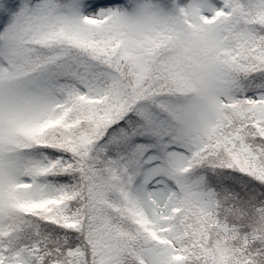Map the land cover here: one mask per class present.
Listing matches in <instances>:
<instances>
[{"label":"snow or ice","instance_id":"6c2138e0","mask_svg":"<svg viewBox=\"0 0 264 264\" xmlns=\"http://www.w3.org/2000/svg\"><path fill=\"white\" fill-rule=\"evenodd\" d=\"M0 264H264V0H0Z\"/></svg>","mask_w":264,"mask_h":264}]
</instances>
